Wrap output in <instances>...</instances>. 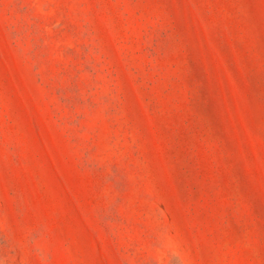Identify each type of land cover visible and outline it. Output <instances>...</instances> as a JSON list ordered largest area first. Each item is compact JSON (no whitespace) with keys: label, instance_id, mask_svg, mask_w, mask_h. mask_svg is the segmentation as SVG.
<instances>
[{"label":"rangeland","instance_id":"rangeland-1","mask_svg":"<svg viewBox=\"0 0 264 264\" xmlns=\"http://www.w3.org/2000/svg\"><path fill=\"white\" fill-rule=\"evenodd\" d=\"M0 264H264V0H0Z\"/></svg>","mask_w":264,"mask_h":264}]
</instances>
